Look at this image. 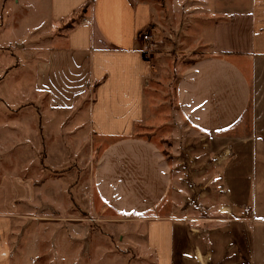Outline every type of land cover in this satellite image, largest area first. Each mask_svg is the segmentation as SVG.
I'll use <instances>...</instances> for the list:
<instances>
[{
  "label": "crops",
  "instance_id": "1",
  "mask_svg": "<svg viewBox=\"0 0 264 264\" xmlns=\"http://www.w3.org/2000/svg\"><path fill=\"white\" fill-rule=\"evenodd\" d=\"M48 3L53 25L71 20L88 7L68 31L64 45L49 58L68 67L52 69L37 85L53 100L63 88L68 95L78 92L90 99L94 86L95 97L87 100L93 103L88 109L79 110L76 101L50 103V108L83 114L78 122L87 138L116 139L105 148L94 175L98 194L104 185L111 186L113 196L106 192L111 204L144 211L159 202L171 184L169 214L151 218L147 224V246L157 264H264V0ZM233 3L241 8L233 10ZM210 5L213 12L204 17L212 22L207 42L210 59L177 73L176 103L208 132L231 128L249 107L250 131L239 137H189L170 164L152 135L136 133L139 126H153L152 106L167 103L161 97L163 89L156 86L159 71L144 57L138 37L155 26L168 29L172 23L168 17L181 7L188 21L194 22ZM37 72L40 76L41 70ZM18 103L8 102L7 108L12 111ZM11 113L15 118L6 130L16 141H23L19 112ZM37 172L0 175V264L13 262L11 233L16 221L28 205L35 208L43 198L41 187L49 180Z\"/></svg>",
  "mask_w": 264,
  "mask_h": 264
},
{
  "label": "rangeland",
  "instance_id": "2",
  "mask_svg": "<svg viewBox=\"0 0 264 264\" xmlns=\"http://www.w3.org/2000/svg\"><path fill=\"white\" fill-rule=\"evenodd\" d=\"M48 2L0 0V175L20 170L32 176L38 170L39 175L46 176L45 181L49 180L41 187L40 202L35 208L28 205L13 226L12 264H157L147 246V224L151 218L169 214L171 184L161 200L144 211H128L119 204H111L106 199L111 186L104 185L101 195L98 194L100 188L94 183V175L105 148L116 139L91 135L87 138L85 128L78 122L84 118L83 114L62 107L50 108V103L59 106L76 101L80 102L79 110H85L86 106L88 109L93 104L88 101L95 97L94 86L90 99L88 95L80 97L78 92L68 95V89L63 88L54 93L53 100L52 94L38 90L37 84L52 69L68 67L62 61L51 63L49 58L52 51L64 45L71 23L84 16L80 13L53 25L48 19ZM211 7L194 22L188 21L181 7L168 17L172 22L168 29L155 26L138 37L144 57L159 71L161 77L156 86L163 89L161 97L167 103L152 106L153 126H139L136 133L152 135V141L170 164L189 137L212 134L239 137L250 131L249 107L231 128L208 132L187 118L176 103L177 73L210 59L207 42L212 22L204 17L211 16ZM240 8L232 4L233 10ZM149 34L152 40L145 42L144 36ZM8 102H19L13 110L19 112L23 141H16L15 135L6 130L15 118L13 110L7 108ZM236 108L239 112L240 103ZM80 126L76 134H70ZM145 126L148 129L142 128ZM71 161L76 164H70ZM48 166L50 169L43 171Z\"/></svg>",
  "mask_w": 264,
  "mask_h": 264
},
{
  "label": "trees",
  "instance_id": "3",
  "mask_svg": "<svg viewBox=\"0 0 264 264\" xmlns=\"http://www.w3.org/2000/svg\"><path fill=\"white\" fill-rule=\"evenodd\" d=\"M87 8H88V7L85 6V7L83 8V10L81 11V14H82V13L84 14V13L86 12ZM81 19H82V18H79V20H74V21L71 23L72 25L69 26V29H70V28L72 29V27H74L75 24H78V23L80 22Z\"/></svg>",
  "mask_w": 264,
  "mask_h": 264
},
{
  "label": "built area",
  "instance_id": "4",
  "mask_svg": "<svg viewBox=\"0 0 264 264\" xmlns=\"http://www.w3.org/2000/svg\"><path fill=\"white\" fill-rule=\"evenodd\" d=\"M144 40H145V42L146 41H151L152 40V35H150V34L149 35H145L144 36Z\"/></svg>",
  "mask_w": 264,
  "mask_h": 264
}]
</instances>
